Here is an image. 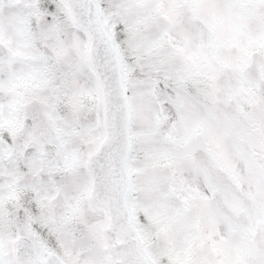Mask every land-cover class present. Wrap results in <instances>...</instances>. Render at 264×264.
Returning a JSON list of instances; mask_svg holds the SVG:
<instances>
[{
  "label": "snow or ice",
  "instance_id": "obj_1",
  "mask_svg": "<svg viewBox=\"0 0 264 264\" xmlns=\"http://www.w3.org/2000/svg\"><path fill=\"white\" fill-rule=\"evenodd\" d=\"M0 264H264V0H0Z\"/></svg>",
  "mask_w": 264,
  "mask_h": 264
}]
</instances>
